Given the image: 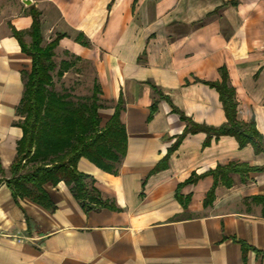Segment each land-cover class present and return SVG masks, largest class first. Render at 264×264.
<instances>
[{
    "label": "crops",
    "instance_id": "1",
    "mask_svg": "<svg viewBox=\"0 0 264 264\" xmlns=\"http://www.w3.org/2000/svg\"><path fill=\"white\" fill-rule=\"evenodd\" d=\"M32 7L43 46L65 35L53 57L93 63L101 127L121 105L127 152L116 172L78 162L106 207L84 211L63 182L44 186L50 208L7 185L32 68L13 30L31 44ZM222 68L238 121L254 120L264 139V0H0V264H264V153L228 135L180 138L191 122L226 123L209 85ZM230 164L252 170L215 183L208 172Z\"/></svg>",
    "mask_w": 264,
    "mask_h": 264
},
{
    "label": "trees",
    "instance_id": "2",
    "mask_svg": "<svg viewBox=\"0 0 264 264\" xmlns=\"http://www.w3.org/2000/svg\"><path fill=\"white\" fill-rule=\"evenodd\" d=\"M33 23L30 29L31 44L27 45L22 39V33L13 30L22 50L31 56L32 68L27 75L26 92L19 107V113L24 115L21 124L22 139L18 144V155L11 167L12 177L7 185L15 199L29 198L45 207H52L50 198L44 186H53L63 182L70 187L72 196L79 202L84 211L106 207L97 190L89 189L86 179L89 176L78 170V162L86 158L103 171L115 173L117 166L125 158L127 152V134L125 126L120 120L121 105L118 104L111 119L105 126H100L98 110L100 108V88L93 87V93L87 100L74 102L68 94H59L51 89L53 86L52 72L56 69L53 61L54 49L65 35H58L56 39L42 45L40 30V12L30 9ZM77 42L88 46L83 35L76 38ZM64 69L57 72L62 77L70 67L63 62ZM221 81L209 83L214 87L223 104L226 123L219 127H208L191 122L180 138L187 133L205 132L209 137L216 138L224 135L233 136L240 148L251 145L257 153H264V139L252 120L242 123L237 119V103L235 90L229 84V78L224 68L221 70ZM150 117L156 112L153 104ZM209 139L204 143L208 145ZM27 165L29 169L22 173ZM161 167H157L159 170ZM246 165L230 164L218 166L208 172L223 185L230 187V173L241 175L250 171ZM196 175L187 181L195 182ZM245 180V177H242ZM215 186V185H214ZM213 188L210 190L205 204L212 201ZM264 202V197H258ZM264 213V208H263Z\"/></svg>",
    "mask_w": 264,
    "mask_h": 264
},
{
    "label": "rangeland",
    "instance_id": "3",
    "mask_svg": "<svg viewBox=\"0 0 264 264\" xmlns=\"http://www.w3.org/2000/svg\"><path fill=\"white\" fill-rule=\"evenodd\" d=\"M78 43L83 45L81 42ZM53 61L56 64V69L52 72L53 86L51 89L59 94L70 95L74 102L89 99L93 93L94 85L98 84L93 63L74 56L63 55V53L53 57ZM63 62H68L70 67L64 73L65 76L60 78L57 72L64 69ZM26 170L27 168L22 173Z\"/></svg>",
    "mask_w": 264,
    "mask_h": 264
}]
</instances>
